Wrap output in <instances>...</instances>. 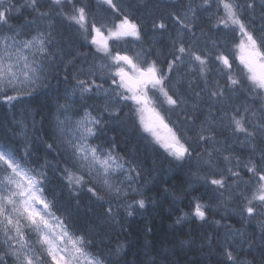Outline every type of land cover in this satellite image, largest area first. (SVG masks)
I'll list each match as a JSON object with an SVG mask.
<instances>
[{
    "label": "trees",
    "instance_id": "trees-1",
    "mask_svg": "<svg viewBox=\"0 0 264 264\" xmlns=\"http://www.w3.org/2000/svg\"><path fill=\"white\" fill-rule=\"evenodd\" d=\"M45 1L46 6H41L40 12L47 15L36 17L33 9L22 5L19 12H13L8 24L0 27L2 37L19 32L15 39L26 41L36 33H44L50 41L46 44L47 55L35 52L34 59L40 60L44 71L31 95L20 96L9 103L0 93V149L11 152L25 169L42 174L40 189L42 198L50 206L48 211L52 219L62 221L75 238L83 237L85 251L106 264H150L152 261L157 264H231L225 255V245L236 230L243 232V237L234 238L237 246L244 241L240 257L253 264H264L261 226L259 230L255 227L264 224V206L254 201L258 214L250 219L251 222L246 213L243 218L241 215L248 204L251 188L255 186L256 195L260 186L256 174L249 172L245 165L251 167V160L257 172L264 171L259 151L264 142L258 137L257 151L253 153L248 145L241 144L244 135H237L232 125L227 126L237 109V118L247 117L246 126L250 131L258 121L264 122L260 119L264 116V89L249 79V71L239 60L237 50L244 35L236 25L228 23L239 34L220 23L225 18L221 0H208L207 3L204 0H119L115 9L100 0L105 12L100 10L101 18L97 17V12L91 20L93 25L109 24V13L115 10L114 21L127 16L139 27L141 37L134 42L147 63L155 62L159 73L167 79L166 91L177 100L171 107L166 97L162 98L169 107L163 112L191 152V156L183 160H177L145 131L137 105L124 99L128 93H123L113 83L117 79L111 81L110 74L104 71L99 78H94L96 75L79 76L85 68L95 72L96 65L104 57L80 25L69 20L73 16V12H69L74 8L72 0L54 5ZM21 2L7 0L17 7ZM77 2L81 8L83 3ZM235 3L243 6L238 12L240 19L258 37L264 51L262 0H235ZM249 3L254 7L248 8ZM61 12L66 17H62ZM186 14L190 16L188 20H185ZM161 22L165 24L164 29L154 27ZM124 40L120 42L122 52L134 54V42L129 38ZM181 44L186 49L184 53L179 52ZM118 45L110 41L111 52L116 51ZM128 47L130 50L127 51ZM193 54L209 62L201 65ZM228 54L230 68L217 64L218 57ZM232 80L238 83L233 84ZM79 81L92 85L91 91L82 94ZM171 88L176 91L172 92ZM213 92L223 95L213 96ZM11 93L17 94L10 89L6 94ZM93 118L99 124L90 123ZM81 122L84 127L94 129L93 135L84 133L86 139H81ZM207 126L215 139L205 142L200 136L206 137V132L201 129ZM72 144L96 148L101 157L111 153L121 167L113 165L114 170L107 177L99 167L89 171L74 154ZM225 156L229 160H225ZM232 172L239 176H233ZM69 174L83 177V181L78 185L70 183ZM221 177L225 180L224 187L211 184L212 179ZM105 178L121 189L119 195L105 185ZM243 182L250 183L247 195L238 192ZM89 188L95 190V195ZM140 199L145 201L144 208L134 203ZM198 203L206 206L203 220L194 215ZM109 208L111 214L107 211ZM135 219L139 221L135 222ZM2 229L3 225H0V257H3L0 264H15L5 253L18 248L19 244L6 242ZM135 230L137 233L133 232ZM24 234L29 247L36 245V249H40L36 254L40 253L42 261L46 262L41 243L31 238L27 230ZM9 235H15V232ZM248 242L252 244L251 249Z\"/></svg>",
    "mask_w": 264,
    "mask_h": 264
},
{
    "label": "snow or ice",
    "instance_id": "snow-or-ice-1",
    "mask_svg": "<svg viewBox=\"0 0 264 264\" xmlns=\"http://www.w3.org/2000/svg\"><path fill=\"white\" fill-rule=\"evenodd\" d=\"M105 3L110 5L113 9L116 5L113 4V0H104ZM208 0H204L207 3ZM54 3L60 4L61 0H54ZM225 11V18L220 21V23L228 25L229 22L233 25H237L241 33L246 37L247 45L244 41L241 43L242 48H246L249 55L247 58L242 57L241 61L248 68L249 79L254 82L260 89H264V63H259V60H264V54L257 50V39L253 33L248 32L245 24L241 21L238 14L239 9L243 6L236 4L235 0H221ZM38 0H28L27 6L37 11ZM248 8H253L254 4L249 3ZM262 7H264V0H262ZM19 12L20 8L13 3H5L4 0H0V27L8 24V20L13 12ZM38 15L43 17L47 13L38 12ZM262 18H264V13H262ZM69 19L74 20L82 28L85 26V9L79 8L78 15L71 16ZM179 19V17H177ZM94 27V26H93ZM160 29L165 28V24L161 22L158 26ZM98 37L102 39L97 40L93 37V43H103L104 50L107 52L106 40L103 39V33L100 28H95ZM19 35V32L15 33L13 36H4L0 44V93L3 94L5 101L11 103L17 100L20 96L31 95V92L35 90L37 82L41 79L42 73L44 71V65L36 59L29 61L27 55H24V51L27 50L31 52L35 50L41 54L47 55L46 44L50 43L47 36L44 33H38L33 36L32 39L26 41H18L15 36ZM50 36V33L47 34ZM110 36L120 38L123 36H134L139 38L138 26L132 23L127 16H124L120 24L117 26L115 32L110 31ZM262 42H264V37H261ZM179 52H186L185 47L181 44ZM194 55V54H193ZM113 59L119 64L120 61L126 62L130 65L134 71V75H129L128 72L124 71L123 68L118 67L116 75L120 77V87L125 88L131 93L130 96L123 97L124 99L132 100L138 107L137 111L140 113V121L144 126L145 131L151 132L158 141L162 142V146L169 151V153L174 156L177 160H183L186 156H191L189 148L181 143L179 137L168 128L167 124H164L163 119L150 105L152 103L151 98L148 95L149 88L162 93L169 104L176 105L177 100L173 99L172 96L164 88V77L159 74L155 62L148 63L147 67H139L133 62V60L128 56H120L119 54L113 57ZM194 59L199 61L201 65L205 64V61L198 55H194ZM223 62L227 65V57H221ZM145 63H147L145 61ZM172 65H169L171 69ZM203 70V69H202ZM81 93H87L91 91L92 85L87 84L85 81H79ZM95 83L94 81L92 82ZM113 83H116L113 80ZM233 84H237V80H232ZM99 88V85H96ZM12 90L17 93V95H7V90ZM24 89H27L25 91ZM198 95V94H197ZM213 96L223 95L222 92L212 93ZM247 112L248 110L245 109ZM144 113H148V118L145 119ZM239 109H237V114ZM237 114L231 116L230 123L233 126V131L237 135L243 134L244 140L241 141L242 145H248L250 151L255 153L257 151L256 140L259 137L261 142H264V122H257L252 125V130L246 126L247 117L240 116L237 118ZM264 120V116L260 118ZM92 124H99V121L94 118L90 121ZM157 126L164 127L169 136L161 138L155 131ZM80 128L82 129L81 139H86L84 133L88 136L94 134V129L92 127H84L83 122L80 123ZM201 131H209V129L202 128ZM201 140L207 142L208 140H214V137L209 135L207 138L203 135L200 136ZM71 143V141H69ZM74 149V154L78 155L79 161L86 165L91 171L93 168L99 167L103 170L105 177L111 174L113 165L116 168L121 167V165L116 164V158L111 155V153L106 156L101 157L98 155V150L96 148H89L86 144H72ZM51 148V145H49ZM261 155V161H264V147L259 149ZM225 160H229L228 156L224 157ZM251 167H247L249 172L258 175L259 180L264 182V171L257 172L255 163L251 160ZM237 164H239V158H237ZM231 172V169L228 170ZM0 172L6 173L3 179H0V225H3V232L6 237V242L15 241L19 244L18 248H12L10 252L5 253V255H10L15 264H42V257L37 255L31 247H29L27 240L25 239V234L23 231L24 227H31L34 229L39 236V242L42 246H46L47 255L51 257L54 264H101V261L93 257L90 253L85 251L83 245L85 244L83 237L72 238L71 234L67 231L66 227L63 225L62 221L57 218V224L55 227L49 222L46 217H51L52 214L49 209V204L42 198V190L40 189L41 180L37 179L35 176H31L27 171H25L20 163L16 160L15 156L11 152L4 151L0 149ZM233 176H239V173L232 172ZM69 182L80 184L83 181V177L74 176L69 174ZM211 184L217 185L219 187H224L225 180L223 177L220 179H212ZM105 185L109 187L110 190L115 191L118 195L121 193L119 187H114L105 178ZM89 191L95 195V190L89 188ZM258 195H253L251 199L248 200V204L244 209V213L247 214V218L250 220L252 217L257 215V209L253 206L254 201H258L261 206H264V183H261L258 189ZM134 203L138 204L140 208L145 207V201L140 199ZM38 205H42L38 207ZM206 206L197 204L195 207L194 215L201 220L205 219L206 213L203 210ZM108 213H112V209L109 208ZM244 213H241L242 218ZM131 215V213H129ZM25 221V224H21V221ZM180 221L178 220L177 223ZM217 223H219L217 221ZM56 228L59 231H56ZM15 232V235H9L10 232ZM261 240L264 241V224L261 225ZM243 237V232L236 230L233 232L232 236L229 237V242L225 245V255L231 264H253V261L246 258L240 257L239 253L242 250V245L244 241L242 240L241 246H237L234 243V238ZM187 243V242H182ZM61 245H65L61 247ZM248 247L251 249L252 244L248 242ZM11 248V245H10ZM236 252V255L233 252ZM3 257H0V261ZM150 264H157L156 261L150 262Z\"/></svg>",
    "mask_w": 264,
    "mask_h": 264
},
{
    "label": "rangeland",
    "instance_id": "rangeland-1",
    "mask_svg": "<svg viewBox=\"0 0 264 264\" xmlns=\"http://www.w3.org/2000/svg\"><path fill=\"white\" fill-rule=\"evenodd\" d=\"M41 1V0H40ZM83 4V6L81 7V8H84L85 9V17H86V21H85V26H84V28H82L81 26V28L83 29V32L85 31V36H87L88 37V39L92 42V44L94 45V46H96V50L97 51H100L102 54V56L104 57V58H102V57H100V58H102V59H100L99 60V64L98 65H96V67H97V70L95 71V72H93L91 69H89V68H85V69H83L79 74V76H81V77H85V76H90V75H92V76H94V75H96V76H94V78H99V76L100 77H102V71H104L105 73H107L108 75L110 74V78H111V81L113 80V79H117V82H116V86L118 87V88H120V90L121 91H123V93H128V96H130L131 95V93L130 92H128L125 88H122V87H120L119 85H120V77L118 76V75H116V73H117V71H118V67L119 68H123L124 69V71H126V72H128L129 73V75H134L135 73H134V71L132 70V68H131V66L130 65H128V64H126V62H124V61H120L119 62V64L113 59V57H115L116 55H117V52L119 51V55L120 56H128V57H130L132 60H133V62L135 63V64H137L139 67H147V65H145L146 63H145V60H144V54L143 53H141V51H140V49H138V47H137V43L136 42H134L133 40H132V37L133 36H123V37H120V38H116V37H114V36H110L109 35V32L110 31H112V32H115L116 30H117V26L120 24V22H121V20L123 19V18H120V19H116V21H114L113 20V16H114V13H115V10H113V11H111L110 13H109V16L111 17V19H109V21H107V23H109V24H104V26L103 25H93V23L91 24V20H92V16H94L97 12V17H99V18H101V14L99 13V12H101L100 10H103L102 9V5L104 4L103 2L101 3V1L100 0H80ZM86 1V2H85ZM4 2L5 3H7V0H4ZM27 2H28V0H22V2L20 3V6H19V8L20 7H23V6H26V4H27ZM50 2V4L51 5H54L55 3H54V0H51V1H49ZM67 0H61V3H66L67 4ZM72 2H73V7L75 8V9H79L80 7H79V5H80V3L79 2H77V0H72ZM95 2V3H94ZM97 2V3H96ZM113 2H114V4H116V3H118L119 2V0H113ZM38 6H37V9H38V12H40V10L42 9H40V7L41 6H43V7H45L46 5H45V3H47L46 1H42L41 3L38 1ZM60 3V4H61ZM78 4V5H77ZM85 4V5H84ZM89 4H91V6L89 5ZM23 5V6H22ZM74 8H71L70 10H69V12L70 11H72L73 12V16H76V15H78V10H76V11H74L75 9ZM89 10H90V13H89ZM96 10V11H95ZM104 11V10H103ZM38 12L37 11H35V16L36 17H40L41 18V16H39L38 15ZM105 12V11H104ZM61 15H62V17H66V15H64L62 12L60 13ZM11 15H13V13L11 14ZM187 18V19H186ZM188 18H190V16L188 15V14H186L185 15V20H188ZM94 19V18H93ZM71 22H74V20H71V19H69ZM229 24H231V22L229 23ZM79 25V24H78ZM189 25L190 26H192V24H190L189 23ZM89 26V29H87V27ZM95 28H100V30H101V32L103 33V39H105L106 40V44H107V52L104 50V44L103 43H100V44H97V43H93V37H96L97 38V40H100V39H102L101 37H98L97 36V34H96V32L94 31V27ZM237 26V25H236ZM228 29H229V27L231 28V26L230 25H227L226 26ZM238 27V26H237ZM109 28V29H108ZM239 28V27H238ZM87 30V31H86ZM230 30V29H229ZM240 30V29H239ZM189 31V28H187V31L186 32H188ZM238 31V30H237ZM82 32V33H83ZM239 32V31H238ZM126 38H129L131 41H133L134 42V46H133V48H132V51L134 52V54H126V55H123V52H122V50H123V48H122V45H120V42L122 41V40H124V39H126ZM2 39H3V37L2 36H0V41H2ZM110 41H115V43H118L119 45L118 46H116V51H114V52H111V50H110V48H109V46L108 45H110ZM244 43H245V45H247V41L245 40L244 41ZM0 47H2V44H0ZM121 50V51H120ZM128 50H130V47H128L127 48V51ZM198 51H199V49H198ZM35 50H32L31 52H29V51H27V50H25V53H23L24 55H27L28 56V58H29V61L30 60H32V59H34L35 58ZM237 52H238V54L240 55V58H239V60L241 61V58L242 57H245V58H247L248 57V55H249V53H248V51L246 50V48H242L241 47V44H239V46H238V50H237ZM114 53H116V54H114ZM121 53V54H120ZM40 53H38V55H39ZM230 54V57H231V52L229 53ZM105 57H107V58H105ZM222 56H220V57H218V63L219 64H221V65H226L224 62H223V59H220ZM224 57V56H223ZM242 62V61H241ZM258 62L259 63H263V60H259L258 59ZM145 66H144V65ZM148 64V63H147ZM196 64L198 65V62H196ZM245 65V64H244ZM247 68V67H246ZM247 70H248V68H247ZM99 75V76H98ZM251 75V74H250ZM217 77V76H216ZM227 77V76H226ZM100 81H102L101 79H99ZM103 82V81H102ZM204 83H208L206 80H204L203 81ZM79 84V83H78ZM257 86V85H256ZM254 88V87H253ZM172 90V92H175L176 91V89H174V88H171ZM255 89V88H254ZM25 91H27V89H24ZM203 91L205 92V88L203 89ZM10 95H17V94H15V93H11ZM125 95V94H124ZM148 95H149V97L151 98V101H152V98H154L155 100H156V97H158L159 98V100H160V105L163 107V108H168L169 109V107L165 104V102H164V100L162 99L163 98V94L162 93H160L159 92V89H156V90H153V89H151V88H149V90H148ZM125 96H127V95H125ZM133 104H135L134 102H132ZM136 105V104H135ZM168 105H171V104H169L168 103ZM152 108H154L155 109V111L158 113V110L153 106V102L151 103V105H150ZM138 107V106H137ZM159 114V113H158ZM144 115H145V119H147L148 118V113H144ZM160 116V115H159ZM138 117L140 118V113L138 112ZM183 126V125H182ZM227 126L229 127V126H231V123L230 124H227ZM144 127V126H143ZM205 129H209V131H205L206 132V138L209 136V135H211L212 134V131H211V128L209 127V126H207ZM155 131H156V133L161 137V138H164V137H167V136H169L170 135V133H168L167 132V130L164 128V127H162V126H157L156 127V129H155ZM148 132V134L150 135V137L154 140V141H157V142H160V141H158L157 139H156V137L151 133V132H149V131H147ZM162 143V142H161ZM165 149V148H164ZM166 150V149H165ZM166 151H168V150H166ZM169 152V151H168ZM261 167V166H260ZM25 170V169H24ZM25 171H27V170H25ZM28 172V171H27ZM31 176H35L37 179H38V174H36V173H34V172H28ZM4 175H6V173H0V179H3V177H4ZM250 175V174H249ZM256 178H257V180L259 179V177H258V175H256ZM262 183H264V182H262ZM250 190V187H249V184L248 183H243L242 184V186H240V188H239V190H238V192H240V193H243V194H247L246 192H248ZM252 191V192H251ZM255 191H256V189H255V186L253 187V188H251V190H250V195L249 196H247V198L248 199H251L252 197H253V195H255ZM259 193L257 192L256 193V195H258ZM226 200H228V201H230V199H226ZM245 201H247V199L245 200ZM248 202V201H247ZM257 203H258V201H256ZM251 206H253V207H255L256 206V204H255V202H253V204L251 205ZM38 207H41L42 208V205H38ZM229 208H226V210H228ZM245 209V208H244ZM243 213H244V211H243ZM46 218H48L49 219V222L55 227V225H56V222L51 218V217H46ZM249 220V219H248ZM249 222H251L250 220H249ZM23 223H26L25 221H21V224L23 225ZM263 223H261L260 225H255V227H256V230H259V228H260V226L262 225ZM56 231L58 232L59 231V229L58 228H56ZM73 239L75 238V236H73L72 237ZM62 247H64L65 245H61ZM45 249H46V246L44 247ZM84 248H85V246H84Z\"/></svg>",
    "mask_w": 264,
    "mask_h": 264
},
{
    "label": "bare ground",
    "instance_id": "bare-ground-1",
    "mask_svg": "<svg viewBox=\"0 0 264 264\" xmlns=\"http://www.w3.org/2000/svg\"><path fill=\"white\" fill-rule=\"evenodd\" d=\"M162 1V0H161ZM86 2V1H85ZM95 3V2H94ZM97 3V2H96ZM123 3V2H122ZM195 3V2H194ZM124 4V3H123ZM132 4V3H131ZM85 5V4H84ZM208 5V4H207ZM147 6V5H146ZM140 7H141V5H140ZM149 7V6H148ZM63 8H65V7H63ZM170 8V7H169ZM211 9V8H210ZM156 10V9H155ZM96 11V10H95ZM154 11V10H153ZM169 11V10H168ZM155 12V11H154ZM157 12V11H156ZM139 13H140V11H139ZM145 13V12H144ZM143 13V14H144ZM166 13V12H165ZM150 14V13H149ZM157 14V13H156ZM167 14V13H166ZM152 16V15H151ZM154 16V15H153ZM156 16V15H155ZM165 16V15H164ZM196 16V15H195ZM197 17V16H196ZM164 18V17H163ZM168 18V17H167ZM171 18V17H170ZM141 19V18H140ZM151 19H153V17L151 18ZM156 19V18H155ZM154 19V20H155ZM187 19V18H186ZM195 19V18H194ZM162 20H164V19H162ZM168 20V19H167ZM152 21V20H151ZM195 21V20H194ZM59 22V21H58ZM65 22V21H64ZM146 22V21H145ZM67 23V22H66ZM141 26V25H140ZM62 27V26H61ZM38 28V27H37ZM59 28V27H58ZM52 29V28H51ZM109 29V28H108ZM144 31V30H143ZM25 33V32H24ZM27 33V32H26ZM198 33V32H197ZM28 34V33H27ZM75 34V33H74ZM79 34V33H78ZM26 35V34H25ZM57 36V35H56ZM123 41V40H122ZM125 41V40H124ZM131 41V40H130ZM205 41V40H204ZM140 42V41H139ZM75 43V42H74ZM145 43V42H144ZM146 44V43H145ZM147 45V44H146ZM199 46V45H198ZM202 46V45H201ZM205 47H207V46H205ZM227 49V48H226ZM59 51V50H58ZM62 52V51H61ZM221 52V51H220ZM63 53V52H62ZM121 54V53H120ZM49 59V58H48ZM86 59V58H85ZM215 60V59H214ZM40 61V60H39ZM78 63V62H77ZM48 64V63H47ZM217 64H218V62H217ZM213 65H214V63H213ZM74 66V65H73ZM236 67V66H235ZM214 67H212V69H213ZM234 68V67H233ZM77 69V68H76ZM211 69V68H210ZM220 70V69H219ZM52 71V70H51ZM78 71V70H77ZM50 72V71H49ZM218 72V71H217ZM75 73V72H74ZM49 75V74H48ZM210 79V78H209ZM44 81V80H43ZM187 82V81H186ZM184 86V85H183ZM235 88V87H234ZM46 89V88H45ZM44 89V90H45ZM236 89V88H235ZM43 90V89H42ZM43 90V91H44ZM47 90V89H46ZM187 90V89H186ZM191 90H192V88H191ZM43 91H41V92H43ZM208 92V91H207ZM47 93V92H46ZM229 93V92H228ZM235 93H236V91H235ZM245 93V92H244ZM43 94V93H42ZM204 94V93H203ZM202 95V94H201ZM244 95V94H243ZM200 96V95H199ZM188 97V96H187ZM221 98V97H220ZM186 99V98H185ZM50 100V99H49ZM189 100V99H188ZM238 100V99H237ZM242 101V100H241ZM193 102V101H192ZM223 103V102H222ZM238 103H239V101H238ZM224 104V103H223ZM226 104V103H225ZM217 107V106H216ZM11 108V107H10ZM199 108V107H198ZM213 108V107H212ZM215 108V107H214ZM218 108H219V106H218ZM204 112V111H203ZM207 112V111H206ZM220 112V111H219ZM205 113V112H204ZM209 114V113H208ZM210 115V114H209ZM201 116V115H200ZM216 116H217V113H216ZM204 117V116H203ZM182 118V117H181ZM189 120V119H188ZM202 121V120H201ZM187 122V121H186ZM189 122V121H188ZM191 122V121H190ZM28 123V122H27ZM193 123V122H192ZM203 126V125H202ZM180 133V132H179ZM192 133V132H191ZM196 133V132H195ZM194 135V134H193ZM193 138V137H192ZM215 139V138H214ZM225 151V150H224ZM141 153V152H140ZM147 156H148V154H147ZM215 156V155H214ZM237 156V155H236ZM242 159V158H241ZM254 160V159H253ZM171 161V160H170ZM176 164V163H175ZM128 167V166H127ZM258 167V166H257ZM174 173V172H173ZM252 175V174H251ZM255 175V174H254ZM248 178V177H247ZM239 181V180H238ZM240 182H242V181H240ZM244 183V182H243ZM250 184V183H249ZM258 184V183H257ZM255 185V184H254ZM123 186V185H122ZM117 187V186H116ZM155 189V188H154ZM138 190H140V189H138ZM160 192V191H159ZM252 192V191H251ZM247 193V192H246ZM216 194H218V193H216ZM124 195V194H123ZM236 195V194H235ZM247 195V194H246ZM233 196V195H232ZM168 197V196H167ZM230 198V197H229ZM233 198V197H232ZM148 199V198H147ZM214 199V198H213ZM76 200V199H75ZM83 202V201H82ZM168 206V205H167ZM183 206V205H182ZM226 206V205H225ZM172 207V206H171ZM235 207H237V206H235ZM223 209V208H222ZM91 210V209H90ZM152 210V209H151ZM174 210V209H173ZM149 211V210H148ZM236 211V210H235ZM103 212V211H102ZM139 213V212H138ZM94 214V213H93ZM218 216V215H217ZM215 217H216V215H215ZM90 218H91V216H90ZM94 219V218H93ZM136 220V219H135ZM141 220V219H140ZM234 220V219H233ZM84 221V220H83ZM132 221V220H131ZM137 221H139V220H136L135 222H137ZM212 221V220H211ZM101 222V221H100ZM141 222V221H140ZM129 223V222H128ZM138 224H141V223H138ZM90 225V224H89ZM127 225V224H126ZM129 225V224H128ZM136 225V224H135ZM142 225V224H141ZM92 226V225H91ZM130 226V225H129ZM88 227V226H87ZM131 228V227H130ZM130 228H129V230H130ZM133 228H134V226H133ZM137 228V227H136ZM135 228V229H136ZM139 228V227H138ZM199 228V227H198ZM101 229V228H100ZM137 230V229H136ZM136 230L135 231H133V232H135V233H137L136 232ZM82 231H84V230H82ZM93 231V230H92ZM108 231V230H107ZM131 231V230H130ZM174 232V231H173ZM127 233V232H126ZM134 233V234H135ZM136 235V234H135ZM119 238V237H118ZM135 238V237H134ZM175 238V237H174ZM136 239V238H135ZM135 239H133V240H135ZM179 239V238H178ZM191 239V238H190ZM172 240V239H171ZM175 240V239H174ZM177 241V240H176ZM134 242V241H133ZM133 242H131V243H133ZM154 243V242H153ZM203 244V243H202ZM130 246H132V245H130ZM178 246H180V245H178ZM133 247V246H132ZM170 248V247H169ZM176 248V247H175ZM179 248V247H178ZM176 251V250H175ZM168 253V252H167ZM258 253V252H257Z\"/></svg>",
    "mask_w": 264,
    "mask_h": 264
}]
</instances>
